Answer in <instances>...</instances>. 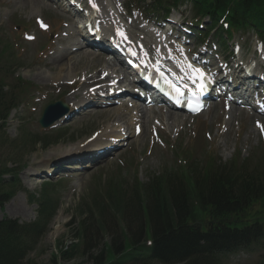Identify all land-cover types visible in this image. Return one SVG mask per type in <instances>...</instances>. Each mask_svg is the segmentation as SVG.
<instances>
[{
  "label": "rangeland",
  "instance_id": "374dc122",
  "mask_svg": "<svg viewBox=\"0 0 264 264\" xmlns=\"http://www.w3.org/2000/svg\"><path fill=\"white\" fill-rule=\"evenodd\" d=\"M100 2L104 12L115 13L119 25H125L131 18L132 21L127 24L125 31L134 42L150 46L147 52L162 54L156 50L158 45L155 36V32L160 31L162 26L152 17H147L149 12L140 0ZM119 2L121 6L117 7ZM35 3L38 10L34 8ZM65 5L64 0H0V26L14 44L19 65H22L16 76L21 74L26 81L32 83L25 88L26 91H31L25 93V102L12 111L6 132L0 133V166L5 163L10 167L24 166L20 177L26 189V192H18L4 208H0V218L10 216L21 221H33L37 217L38 204L36 201L31 202L29 195L36 194L38 197L46 181L61 184L54 186L55 191L59 189L57 197L61 198L58 213L49 232L37 249L27 256L24 264H54L52 256L60 252L58 240L64 249L74 242L68 225L77 218L80 207L86 209L85 204L92 199L95 191L104 193V187L115 177L118 180L122 178L131 185L136 177L147 182L152 174L170 171L176 163L183 162L182 159L190 161L195 158L199 164L209 157H215L226 162L239 152L242 157L249 154L258 156L264 152V114L247 110L239 104L221 101L199 116L186 115L165 106L146 105L147 108L143 109L147 111L145 117H142V111L141 116H136L132 124L134 130H139H135V134L129 137L128 143L116 148L119 149L116 153H113L115 149H111L104 154V150L99 149L97 153L70 160L56 155L72 147L83 148L93 135L102 134L108 126H119L121 121L116 120V112L124 109V104L120 103L102 107H92L91 103L82 107L71 106L81 100L83 95H90L95 90L96 83L90 82L100 79L104 71L113 68L115 61L107 57V54H99L103 49L98 46L88 48L98 52V59L81 54L84 48L72 52L73 44L66 49L76 34L78 36L75 41L78 42L88 40L89 37L78 16L68 11H74L73 8ZM189 7L190 5H186L180 11H172L170 17L175 23L166 25L167 33L173 31L179 38L184 35L180 31V25L185 18L192 20ZM40 19L46 24L44 28L38 23ZM142 30L150 35L142 33ZM170 36L166 38L173 43L180 42V39ZM211 36L215 40L209 38L207 42L200 44L201 42L197 43L190 35L186 40L189 44L186 47L190 53L196 51L212 55L218 62V57H225L233 64L236 61L234 58L238 56L246 62L256 59L257 75L264 73V41L255 32L235 30L227 47L222 48L224 46L219 45L220 50L217 49L216 53L213 52L214 45L218 48L220 40L215 34ZM257 47L260 51L256 57ZM59 54H66L67 57L58 62L56 58ZM114 75L107 77L105 81H110ZM9 81L15 84V79ZM127 82H132V79L127 78ZM19 94L22 95V92ZM124 96L117 99L124 100ZM57 100H63L74 109L66 118L55 123L54 128H43L39 124V118L47 104ZM134 100L144 106L142 101ZM127 107L130 111L133 110L129 111V118L136 110L131 108L132 104ZM89 108L99 111L91 113ZM174 115L178 116L177 121L173 119ZM58 129L66 132L62 143L47 149L40 145H30V134L53 133V130ZM47 158L50 160L46 164L44 160ZM69 165L73 166L68 167ZM60 217L61 223L58 222ZM108 224H112L107 228L108 234L97 235L92 229V238H100L102 242L115 234L121 239L122 225L119 219L112 223L107 220V226ZM100 249L101 245L96 249L87 248L74 260L64 261L58 258L55 264H94V257ZM224 264H264V252L259 250L235 254L226 258Z\"/></svg>",
  "mask_w": 264,
  "mask_h": 264
},
{
  "label": "trees",
  "instance_id": "16d2710c",
  "mask_svg": "<svg viewBox=\"0 0 264 264\" xmlns=\"http://www.w3.org/2000/svg\"><path fill=\"white\" fill-rule=\"evenodd\" d=\"M185 1L191 2L195 16L209 17L208 32L215 27L224 31L220 25L224 19L229 39L233 28L264 37V0H152V4L170 11ZM17 60L0 28V130L18 107L23 97L19 93L30 85L20 76L15 77L16 87L10 83ZM62 132H54L52 140L48 134L32 135L30 142L43 147L59 144L66 135ZM19 174L18 166H0V207L23 189ZM55 193L53 185L43 187L32 222L0 220V264H24L37 249L59 208ZM85 205L68 225L74 242L64 249L58 240L60 252L53 254L54 264L58 258L72 261L100 245L94 264H223L230 255L264 252V152L247 157L238 153L227 162L209 157L202 165L195 159L182 173L152 174L147 182L136 177L131 185L115 177L104 193L95 192ZM117 218L121 239L115 234L102 242L92 238V229L105 235L107 220Z\"/></svg>",
  "mask_w": 264,
  "mask_h": 264
},
{
  "label": "bare ground",
  "instance_id": "6f19581e",
  "mask_svg": "<svg viewBox=\"0 0 264 264\" xmlns=\"http://www.w3.org/2000/svg\"><path fill=\"white\" fill-rule=\"evenodd\" d=\"M65 4H67V2H65ZM34 6H35L34 8L38 10L37 3H35ZM101 17H102L103 20H106V17H103V16H98L96 18H101ZM103 20H102V22H103ZM83 24H84V22H83ZM83 24H82V27L85 26V24L84 25ZM106 24H108V23H106ZM91 26L94 29L97 28V25H95V24H92ZM106 27H107V25H106ZM107 29H108V31L115 30L113 34H115L117 37H118L119 33L122 31L120 29H114V28L112 29L111 26H108ZM76 36H78V34H76ZM76 36L72 37L71 43H69V45H67L66 49L68 48V46L70 47L71 44H73L74 48L76 47V49H79V48L83 49L84 48L81 51V54H84V56L92 57L93 59H98L99 58V56H98L99 54H97L93 49L91 51L88 50V48H90L92 46H101L98 42H96L94 40L95 38H89L88 40L78 42V41H75L76 40L75 39ZM104 47L109 48V45H105L104 44ZM87 50H88V52H87ZM113 50H114V48H113ZM66 54H59L57 56V58H56L57 61L58 62L63 61L67 57ZM116 55L120 56L119 52H116ZM211 57L212 58L210 59V62L218 67L219 66L218 61L214 62L215 61L214 57L212 55H211ZM175 60L179 63L180 67H182L184 70H187L186 68H188L189 65H191V63L189 62L188 56L183 54V53H181V52H179V51L176 52ZM155 65H159V63H156ZM62 70H64V69H62ZM107 70L110 71V74L108 75V77L111 76V75H114L115 73L117 75H114L113 78L114 77H118V73L116 71L117 70L116 68H109ZM241 73L242 74H247V71H241ZM231 75H233V77H234L233 73ZM241 76L242 75H240V77ZM227 77L229 79L231 78L230 76H227ZM240 77H238V78H240ZM257 81L260 82L259 80H257ZM99 82L100 81L98 79V80H95L94 82H90V83L93 84V83H99ZM124 82H125L124 80H122V79L120 80V83H124ZM239 83L237 84V85L240 86V87L237 88V96H242V98H244L247 102H250L249 92H247L243 88V86H242L243 82L242 81H240ZM109 90H110V88L106 89L107 92H109ZM96 93H97V95H99L98 93H100V92L96 90ZM128 95L129 96H133L132 94H128ZM97 97L98 96H95L94 98H91V96L83 95L81 100L76 101V103H74V106L78 105V106L82 107L83 105H86L87 103H92V104L94 103V106H99L106 99V98H97ZM137 97H138V95H137ZM256 100H259V99H257V98L253 99V101H256ZM68 102H69V100H68ZM131 102H133L135 104V105L133 104L134 107L132 106L131 108L135 109L136 112L132 113L131 117L128 118L127 115L129 114L130 109L127 107V105L129 103H131ZM129 107H130V105H129ZM144 107L145 106L142 107L141 105L137 104V102H134L133 100L129 99L127 101V104H124V109L122 110V112L121 111L120 112H116L117 115H118L117 116L118 119H116V120L117 121H121V124H119V126H108L104 131H102L103 132L102 134H98L97 137L94 139V141L86 143V145L83 148H81L80 146L72 147L71 149H69L67 151H61L62 152L61 154L57 153L56 155L60 156L64 160H70V159H73V158L94 154V153H96V150L98 151L99 149H105L104 150V154L108 153V151L111 150V149H113V150L115 149L113 151V153H116L119 150V149L117 150L116 148H119L120 145L124 144L126 139H127V137L122 134V131H125L126 134H129V135L132 136L133 134H135V130H139V128H135V130H134V127H133L134 125L132 126V124H134V118L136 116H141V113H142ZM89 110H92V109L89 108ZM96 111H99V110H94L93 112H96ZM132 111L133 110L131 109L130 112H132ZM146 113H147L146 110L143 111L142 117H145L144 115ZM173 119L175 121H177L178 120V116L174 115ZM120 126H122L123 128L120 127ZM118 138H119L118 141H121V142H113V141H111L112 139L116 140ZM77 149L79 150V152H75V151H77ZM49 160H50V158H47L44 161L47 164V161H49ZM72 166L73 165H69L68 167H72ZM50 170H52V169H50ZM61 221H62V219L60 217L58 219V222L61 223Z\"/></svg>",
  "mask_w": 264,
  "mask_h": 264
},
{
  "label": "water",
  "instance_id": "95a60500",
  "mask_svg": "<svg viewBox=\"0 0 264 264\" xmlns=\"http://www.w3.org/2000/svg\"><path fill=\"white\" fill-rule=\"evenodd\" d=\"M69 112V106L59 101L57 103H52L46 107L44 110L43 117L40 119V123L44 127L50 126L54 121L58 120L60 117L66 115Z\"/></svg>",
  "mask_w": 264,
  "mask_h": 264
},
{
  "label": "snow or ice",
  "instance_id": "6c2138e0",
  "mask_svg": "<svg viewBox=\"0 0 264 264\" xmlns=\"http://www.w3.org/2000/svg\"><path fill=\"white\" fill-rule=\"evenodd\" d=\"M119 34L121 35V37H122L123 39H127V36H126L125 33H119ZM189 67L191 68L192 65H189ZM193 71L196 72V73H198L199 77H201V78H206V77L204 76V73L202 72V70H200V69H196V68H193Z\"/></svg>",
  "mask_w": 264,
  "mask_h": 264
}]
</instances>
